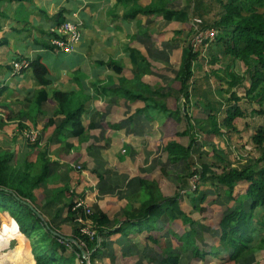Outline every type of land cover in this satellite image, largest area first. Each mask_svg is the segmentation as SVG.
Masks as SVG:
<instances>
[{"label":"crops","instance_id":"crops-1","mask_svg":"<svg viewBox=\"0 0 264 264\" xmlns=\"http://www.w3.org/2000/svg\"><path fill=\"white\" fill-rule=\"evenodd\" d=\"M153 1L162 4L161 0L2 4L0 39L6 42L0 45V152L11 153L22 169L25 161L35 167L39 152L45 153L48 174L28 201L69 242H75L77 226L69 205L77 196L85 197L98 223L96 249L89 252L88 264H264L261 209L247 194L248 181L241 179L229 189L221 180L231 169L264 168V142L257 144L254 138L263 128L264 108L257 109V116L248 111L252 103L238 95H248L245 84L231 87L233 71L227 86H218L225 98L216 88L215 97L211 90L206 96L201 55L192 67L196 82L190 90L189 78L185 96L178 75L190 36L188 25L186 20H168L164 12L188 10V18H198L199 0L195 5V0L188 5L185 0H163V11L136 14ZM67 19L80 22V41L68 53L50 49L52 30ZM210 55L216 60L212 48ZM17 58H41L50 69L48 99L39 108L30 100L40 87L31 71L15 75L9 68ZM53 91L76 92L82 104L79 126L85 128L81 138L71 133L78 125L56 135L53 126L46 127L58 108ZM232 92L236 101L247 102L234 104L244 115L227 126V110L235 101ZM27 128L38 132L37 146L25 138ZM236 142L252 151L242 153L232 147ZM196 167L206 170L193 189L190 174ZM146 206L155 209V218L130 220ZM231 214L236 216L224 229ZM16 236L18 242H27L22 234ZM11 257L0 254V264H23L18 252L16 261Z\"/></svg>","mask_w":264,"mask_h":264},{"label":"trees","instance_id":"trees-1","mask_svg":"<svg viewBox=\"0 0 264 264\" xmlns=\"http://www.w3.org/2000/svg\"><path fill=\"white\" fill-rule=\"evenodd\" d=\"M12 1H19L21 3L29 2V0H0V16L4 15L1 10V5L5 2ZM161 1V5H159L158 1H153L149 7L145 9H137L136 14L139 12L146 14L163 11L164 2L163 0ZM218 1L221 2L220 4L223 12L212 21L207 19L199 20L197 18H188V10H175L169 8L164 12V16L168 20H186L185 23L188 25L190 34L179 67L178 78L181 82V90L184 95L187 96V92H185L184 89L187 87L188 80L192 75L193 63L200 55L198 50H194V45L192 44L194 37L192 35L208 29H219L215 38L222 42L223 48L221 49V52L229 54L232 58L241 60L243 65H245L246 72L249 73L251 85L249 88L245 89L246 94H250L254 87L263 83L260 92L254 95L256 98L259 97V100L263 101L264 10L262 8L264 7V0ZM193 3L195 5L196 1H193ZM203 4L204 1L199 0L196 11L201 10ZM57 15L60 17L61 12ZM60 23H58V25ZM55 28L52 30V33L54 36H57ZM5 42L4 39H0V45L5 44ZM48 46L50 49L54 50L52 45L48 44ZM134 52H136L135 49L131 48L130 53L134 54ZM218 55L220 54L217 53L215 55L217 61L220 60V56ZM14 60L22 61L23 59L17 58ZM27 62L28 64L21 69L20 73L26 69L30 70L36 83L40 86L35 90L32 99H30L33 104L39 108L40 104L48 99V92L45 87L49 84L47 75L49 74L50 69L41 58H35L33 60L27 59ZM112 67L117 70L121 69V67L115 63H112ZM9 68L13 72L12 63ZM235 75L236 73L232 72V78L230 80L231 87L238 85L241 81V78L234 79ZM75 95L76 92L73 91H53V98L57 102L58 108L54 115L48 119L46 127L49 125L53 126L54 135L62 129L72 128L75 125L79 126L82 104L77 102ZM231 96L233 100H238V97H236L233 92L231 93ZM260 112L263 113L264 110L261 109ZM56 115H61V118L56 120ZM243 115L244 112L239 107H230V109L227 110L226 125L232 126L234 121ZM30 130L33 129H25L23 134L25 131ZM36 133L37 136L35 141L31 142L25 137L27 141L34 144V146H37L40 142L38 132ZM71 133L73 137L81 138L85 134V128L80 125ZM254 138L257 144H262L264 142V129L259 128ZM38 164L41 167L40 169ZM46 165L47 162L44 152H39L35 167L33 166V163L25 161L24 165H22L23 169L14 162L11 153L0 152V252L2 250V254L5 253V256H14L17 252L21 257L26 254V259L31 257L34 258L35 264H86L83 259L82 248L79 247L77 239H83L86 243V250L93 254L96 249L98 235H96L93 240H90L88 237L80 234L77 225L75 227V242H69L64 237H62L64 239L63 242H60L58 238L61 236L57 235V233L46 224L28 201V199H31L32 190L37 185L38 181L46 178L48 174ZM36 167L38 168V171L34 172ZM194 170L195 171L190 174V177L193 174H196V184H198L201 171H199L197 167ZM205 170L206 168H203L201 173L203 174ZM241 179H245L249 183L247 194L251 196V199L254 202L253 206H260L261 211L259 213L258 222L260 223V227L264 230V168L254 171L250 165L241 170L231 169L226 173H223L221 176V180L229 186V189H232L234 184ZM73 205L74 201L69 205V210L73 212V219L76 222L77 210H73ZM154 210L155 209L152 206H146L143 210L137 213L136 217H133L130 220L135 219V221L139 222L145 218H155L156 215ZM5 213L9 214V216L4 217ZM130 215L132 216L135 214ZM235 216V214H231L225 218L223 224L224 229H226V226L231 223ZM91 218L95 222L97 229L98 223L96 221V216L91 215ZM9 221H12V224L9 223ZM243 224L244 221H241L238 223V226L240 227ZM17 233L22 234L24 240L27 239V242H18L16 236ZM10 244H12L13 247L10 248L9 251L3 252V250L9 247ZM17 244L19 247H16Z\"/></svg>","mask_w":264,"mask_h":264},{"label":"rangeland","instance_id":"rangeland-1","mask_svg":"<svg viewBox=\"0 0 264 264\" xmlns=\"http://www.w3.org/2000/svg\"><path fill=\"white\" fill-rule=\"evenodd\" d=\"M185 1H186L185 5H188L190 3V1H193V0H185ZM195 1H197V0H195ZM202 1H204L202 9L199 10V12L198 11L195 12V13L198 12L197 15L199 17L197 19H199V20H202V19L206 20L207 19V20L212 21L213 19L218 17L221 12H223L222 6L220 4L221 2H219L218 0L217 1L216 0H214V1L213 0H202ZM262 9L264 10V7ZM218 30L219 29L214 30L213 36L203 35V37L201 38L202 41H201V39L198 40L196 38V41L194 42V50L199 51V54L204 57L205 63H206L205 70H203V72L206 74L204 77H200V78H205L207 80V83L205 85L206 90L204 91L205 95L207 96L208 92L211 90L213 93V96L215 97L216 94L214 93L213 89L216 88L219 91V93L221 94V97L225 98L226 94L224 92H222L221 89L218 88V86H221V85L224 87L227 86L225 81L230 79L229 72L233 71L234 73H236V75L234 76V79L235 78H241L240 76L242 74H246L245 78L242 77L241 78L242 80L240 79L241 80L240 83L242 85L245 84L246 88L250 87V85H251L250 81L251 80H250V78H247V77H249V73L245 72V70L242 68L244 66L242 65V63L239 60H237L236 58H232L229 54H224L223 52L222 53L220 52V50L223 48L222 42H220L219 40H217V38H215L216 35L218 34ZM206 32L208 33V31H206ZM192 36L194 37V34ZM10 48L13 49L12 46H9L7 49H10ZM211 48L213 50L214 55H216V53H218L223 57L222 61L218 62L217 60H214V56L210 55V49ZM0 54H1V52H0ZM211 57L213 59L212 60L213 62L210 61ZM232 61H234V64L232 63ZM203 62H204V60H203ZM199 69L200 68L196 69L198 74L200 73ZM198 74H195L194 77H196ZM220 77L222 79H219ZM206 80H205V82H206ZM195 82H196V80L191 77L190 83H189L190 90H192V88L194 87ZM262 84L263 83L259 84L257 87H254L253 90L250 92V94H248L246 96H245V94H243V92L238 93V95L243 96L245 100H249V103H252V105L249 107L250 110H248V111L255 113L256 116L258 115L257 109H260L261 107L264 108V101L261 102L259 100V97L256 98V96H254V99L251 100L252 101L251 102L250 99H252V98H250V97L252 95H255L258 92H260ZM235 91H236V89H235ZM249 95H251V96L249 97ZM240 102H241V100L232 101V102H230V105L235 106L234 104H236V103L239 104ZM245 102H247V101H242L241 104L243 105ZM216 113L219 115V117H221V114H219L218 111ZM260 114H264V113H260ZM260 116H262V115H260ZM219 123H221L220 119L218 120L217 124H219ZM262 125H263V129H264V124H262ZM259 126H261V125H259ZM243 137L245 138L246 142L247 141L250 142V139L246 140V136H243ZM244 145H245V143L242 144V142H236L235 145L234 144L232 145V147L235 146L236 148L241 149L242 153H245L244 151H248V152L252 151V149H246V147H244ZM36 235H37V233H36ZM12 247H13V245L10 244V246L5 248L3 250V252L9 251L10 248H12ZM0 254L5 256V253L2 254V250H1ZM7 257H11V256H7ZM14 258H15V255L10 258L11 261H13ZM21 259H23V264H35L34 258H30L29 260L26 259V254H24L23 257H21ZM88 262L89 261L87 259V264H88ZM11 263H15V262L13 261Z\"/></svg>","mask_w":264,"mask_h":264},{"label":"built area","instance_id":"built-area-1","mask_svg":"<svg viewBox=\"0 0 264 264\" xmlns=\"http://www.w3.org/2000/svg\"><path fill=\"white\" fill-rule=\"evenodd\" d=\"M80 22H75L72 20H64L62 21L57 27L55 28V32L57 36L52 35L49 39L50 45L54 47V50L56 51H62V52H71L74 50L78 42L80 41L81 33L79 28ZM208 31V33L206 32ZM199 32L194 35L192 44L194 45V42L196 41V38L200 40L203 35L205 36H213L214 35V29L206 30ZM206 32V33H205ZM202 41V39H201ZM13 64V74L20 73L21 69L25 67L28 62L27 59H23L22 61H12ZM37 131L30 130L25 131L24 136L29 139V141H35V138L37 136ZM77 170L81 169L80 165H76L75 167ZM191 186L193 189L197 187V175L193 174L190 177ZM73 210H77V216H76V223L78 225V230L81 235L88 237L90 240H93L95 236L97 235V229L95 226V222L92 220V209L90 208L89 204L87 203L84 196L80 195L77 196L74 200ZM58 240L60 242H63V238L59 237ZM77 243L79 247L82 248L83 251V259L85 263L87 264L88 254L89 251L86 250V243L83 239L78 238ZM82 262V260H81Z\"/></svg>","mask_w":264,"mask_h":264},{"label":"clouds","instance_id":"clouds-1","mask_svg":"<svg viewBox=\"0 0 264 264\" xmlns=\"http://www.w3.org/2000/svg\"><path fill=\"white\" fill-rule=\"evenodd\" d=\"M50 39V38H49ZM49 44H50V41H49ZM56 51V50H55ZM12 63V62H11ZM88 256H89V254H88Z\"/></svg>","mask_w":264,"mask_h":264}]
</instances>
